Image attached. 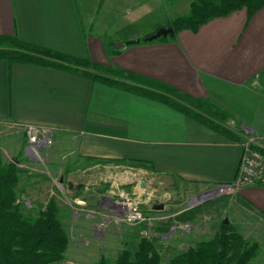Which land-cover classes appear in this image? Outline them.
<instances>
[{"label": "crops", "instance_id": "0c3cea01", "mask_svg": "<svg viewBox=\"0 0 264 264\" xmlns=\"http://www.w3.org/2000/svg\"><path fill=\"white\" fill-rule=\"evenodd\" d=\"M192 2L0 0V37L15 36L128 72L145 90L175 88L226 113L227 122L234 123V132L241 139L264 137V7L251 16L240 9L212 19L196 32L181 30L165 40H146L186 16ZM135 39L140 41L126 44ZM24 125L52 131V145L41 148L40 154L46 156L51 171L66 178L79 171H93L103 163L127 162L139 166L137 171L149 172L152 179L181 183L193 191L192 196H200L212 186L232 182L241 156V141H230L162 102L61 69L9 65L0 60V159L17 158L18 167L26 169L20 179L38 165L26 154V135L17 129ZM140 183L137 194L149 196L151 182H144V187ZM85 202V198L74 197L79 210L74 212V244L86 249L98 240L99 252L108 251L104 245H114L116 257L127 245L118 236L113 210L101 207L108 214L102 216L103 223L96 224L99 215L86 214ZM222 203L226 206L221 210L237 219L230 224L248 243L258 245L251 263L260 264L258 259L264 255V185L244 186ZM155 208L152 210L165 209ZM208 208H201V214L209 215ZM91 209L99 213L98 208ZM102 225L105 232H93ZM136 233L131 238L136 239ZM101 256L110 258L104 253Z\"/></svg>", "mask_w": 264, "mask_h": 264}, {"label": "trees", "instance_id": "16d2710c", "mask_svg": "<svg viewBox=\"0 0 264 264\" xmlns=\"http://www.w3.org/2000/svg\"><path fill=\"white\" fill-rule=\"evenodd\" d=\"M263 7L264 0H193L189 13L170 24L174 34L181 30L196 32L212 19L240 9H245L251 16ZM0 60L9 65L35 64L61 69L92 82L145 96L192 116L230 141L242 140L227 128L228 116L216 106L169 86H162L160 92L145 90L135 84L137 78L133 74L122 70L30 44L15 36L0 37ZM17 164V158L8 162L0 159V264L59 262L67 248L68 236L59 220L58 207L51 198L40 207L36 216L23 212L16 191L22 173ZM257 250L258 245L248 243L230 223H220L210 239L173 255L168 264H250ZM160 261L154 240L142 237L134 251L122 249L112 264H160ZM99 264H109V260L100 257Z\"/></svg>", "mask_w": 264, "mask_h": 264}, {"label": "rangeland", "instance_id": "374dc122", "mask_svg": "<svg viewBox=\"0 0 264 264\" xmlns=\"http://www.w3.org/2000/svg\"><path fill=\"white\" fill-rule=\"evenodd\" d=\"M4 159L9 161L6 157ZM35 163L38 164L37 167L33 171L31 170L30 174L27 173L25 177L20 179L16 191L25 214L36 216L40 207L44 206L51 198L54 199L58 207L59 220L67 233L68 245L63 254V259L52 264H99L102 253L110 257L108 259L109 264H112L115 259V251L112 248L114 245H104L103 248L108 249V253L105 250L101 253L99 252L101 241L96 240L95 245H90L86 249L74 244V212H79L75 209V196L86 199L85 206L89 210L86 211V214L91 217L99 215V218L94 220L96 224L102 222L101 218L106 215L108 208L114 209L112 203L118 202L123 197L132 199L140 197V209L148 214L147 221L127 225L121 222L117 223L113 219L116 222L118 236L121 235L123 241H126L125 245L127 246H122L121 249L126 248L134 251L140 238L152 239L161 257L160 264H168L173 255L194 246L200 241L210 239L214 232L218 230L223 218L226 217L228 221L237 222L236 218L234 219L232 215L228 216L221 210L226 206L222 201L232 199L236 194L198 198L200 196H192L193 191L188 187L184 188L181 183L175 185L171 183L172 181L160 177L152 179L151 175L148 174L149 172L137 171L139 166L135 164L127 162L117 165L103 163L93 171L85 173L79 171L66 178L65 176L60 177L54 171H51V167L43 153L39 154ZM31 166L33 165H27L28 168ZM21 169L26 171L24 168ZM139 181L143 183L146 181L151 182L149 192H147L150 193L149 196L144 195L141 197L137 194V191L140 190ZM96 187H98L97 190ZM201 194H204V192ZM92 206L98 208L99 213L90 211ZM153 206H161L165 209L156 211L152 210ZM206 206L210 208L207 211L210 214L207 216L201 214V208ZM101 207L106 210L104 213L101 211ZM214 208L217 209L215 212ZM213 213L217 215L214 217ZM109 214L111 213L109 212ZM211 215H213V218H211ZM174 216L176 220H173L172 217ZM158 217L164 219L159 221L154 219ZM103 226L94 228L93 232L102 234L105 232ZM134 232H137L136 239L130 236ZM243 233L246 234L247 230L244 229ZM259 239H263V237L260 236ZM262 257L258 259L260 264H264L263 254Z\"/></svg>", "mask_w": 264, "mask_h": 264}, {"label": "built area", "instance_id": "2783aa9c", "mask_svg": "<svg viewBox=\"0 0 264 264\" xmlns=\"http://www.w3.org/2000/svg\"><path fill=\"white\" fill-rule=\"evenodd\" d=\"M227 128L234 131V123H226ZM27 139L26 154L32 160H38L40 149L52 145V131L33 125L20 127ZM264 185V137L256 135L244 136L241 140V156L235 179L226 184L212 186L198 198H210L226 194H236L240 188L253 184ZM140 197H123L116 204H111L113 219L117 223L127 225L147 221L148 217L140 209Z\"/></svg>", "mask_w": 264, "mask_h": 264}, {"label": "water", "instance_id": "95a60500", "mask_svg": "<svg viewBox=\"0 0 264 264\" xmlns=\"http://www.w3.org/2000/svg\"><path fill=\"white\" fill-rule=\"evenodd\" d=\"M173 34H174V31H173L172 26H166V27H163V28H160L159 30H157L151 36L146 38V40H148V41L157 40L161 37L165 38L167 36H172ZM139 41H140L139 39H135V40H131V41L126 42V44H136ZM144 185L145 184L143 182L140 183L141 187H144ZM161 208H162L161 206H157L155 209H161ZM228 222L229 221L226 217L221 221L222 224H227Z\"/></svg>", "mask_w": 264, "mask_h": 264}]
</instances>
